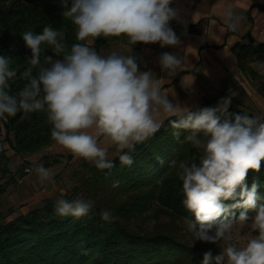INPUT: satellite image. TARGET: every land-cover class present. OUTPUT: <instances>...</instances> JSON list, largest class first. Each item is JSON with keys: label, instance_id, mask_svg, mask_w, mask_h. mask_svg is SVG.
Returning a JSON list of instances; mask_svg holds the SVG:
<instances>
[{"label": "clouds", "instance_id": "9594fccd", "mask_svg": "<svg viewBox=\"0 0 264 264\" xmlns=\"http://www.w3.org/2000/svg\"><path fill=\"white\" fill-rule=\"evenodd\" d=\"M173 2L61 0L62 15L75 25L78 42L69 48L65 33L51 27L40 34L25 31L22 38L31 50L30 66L21 73L27 82L15 95L9 93V81L17 77V71L10 67V56L0 55V119L21 112H44L52 140L75 158L104 170L113 168L114 163L102 145H114L122 153L120 162L131 166L134 160L124 150L132 151L151 138L162 127V116L176 117L171 126L189 130L185 139L203 149L198 163L181 162L177 173L182 181V203L194 216L186 218L187 229L194 241L228 242L214 257L211 251L204 253L202 264H264V203L259 202L258 180L253 179L250 186L247 182L250 172L259 173L264 167V122L229 112L231 96L221 98L215 107L197 111L181 107L162 94L151 71L139 70L134 56L117 52L101 56L88 43L123 35L131 45L159 43L162 48H179L181 40L169 22H184L180 9L171 6ZM241 19L231 8L225 11L224 23L229 30L236 31ZM42 44L49 45L54 54L45 55L43 63ZM184 59L165 52L159 64L173 77L182 69ZM33 69H38L36 75ZM199 134L207 139L202 140ZM5 147L0 144V151ZM36 172L41 184L52 181L51 170L43 165ZM91 207L83 200L59 199L55 211L60 216L81 218ZM250 211L255 212L253 217ZM101 218L107 223L116 219L108 210L101 212ZM250 219L258 235L241 247L231 243L234 224Z\"/></svg>", "mask_w": 264, "mask_h": 264}, {"label": "trees", "instance_id": "16d2710c", "mask_svg": "<svg viewBox=\"0 0 264 264\" xmlns=\"http://www.w3.org/2000/svg\"><path fill=\"white\" fill-rule=\"evenodd\" d=\"M63 11L61 0H0V55L10 56V67L17 71V77L9 81L11 95L17 94L27 82L21 77L30 66L28 59L31 57V50L22 38L25 31L40 34L45 27H51L65 33L69 48L78 42L76 27L70 18L62 15ZM88 43L100 55L114 43L132 47L143 44L131 45L123 35L99 37ZM41 47L43 63L45 55L54 54L49 45ZM233 51L240 70L256 82L258 93L264 98V77L252 67L256 60L264 61V44L249 41L236 45ZM37 71L33 69V75ZM204 107L207 106L200 108ZM228 110L244 114L234 107ZM175 119L165 120L151 138L137 144L134 150H124L134 160L131 166L120 162L122 153L111 160L114 163L111 169L81 166L83 172L77 174L78 184L63 199L90 203L88 215L81 218L60 216L55 211L56 202L45 200L40 209L0 223V264H202L204 253L211 251L214 257L213 248L192 247L173 233L162 232L160 227L142 231L133 226L150 214L155 220L161 216L171 221L194 219L182 203V181L177 173L181 162L198 163L203 149L185 139L189 130L171 126L170 121ZM199 138L207 139L202 134ZM54 143L44 112H21L15 117L0 119V144L6 145L0 151V180L10 175L9 152L20 159L21 166L6 184L23 178L32 164L28 159ZM65 158L70 160L72 156ZM63 159L62 156L42 157L38 163L49 169L61 164ZM253 179L259 182L258 194L262 197L259 202L264 203V167L259 173H249V186ZM3 186H0V194ZM104 210L116 217L114 222L102 220ZM239 211L236 210L237 215ZM250 215L255 212L250 211Z\"/></svg>", "mask_w": 264, "mask_h": 264}, {"label": "crops", "instance_id": "0c3cea01", "mask_svg": "<svg viewBox=\"0 0 264 264\" xmlns=\"http://www.w3.org/2000/svg\"><path fill=\"white\" fill-rule=\"evenodd\" d=\"M171 6L180 9L184 22H169L181 40L179 48H162L159 43L137 47L123 45L119 52L134 56L140 71H151L159 80L162 94L181 107L191 111L202 106L215 107L221 98L231 96L230 107L262 121L264 98L258 93L256 82L240 70L233 50L236 45L249 41L264 44V0H174ZM228 8L242 18L236 31L229 30L224 23ZM165 52L185 58L182 69L173 77L159 64V57ZM161 118L165 121L172 117ZM102 146L108 148L109 160L120 154L114 145ZM69 155L80 159L55 142L28 161L32 162L37 156L66 159Z\"/></svg>", "mask_w": 264, "mask_h": 264}, {"label": "rangeland", "instance_id": "374dc122", "mask_svg": "<svg viewBox=\"0 0 264 264\" xmlns=\"http://www.w3.org/2000/svg\"><path fill=\"white\" fill-rule=\"evenodd\" d=\"M122 43H114L103 50L101 56H107L112 52L118 54L122 51ZM253 69L262 77H264V61L256 60L252 64ZM10 175L0 180V186L4 187V191L0 194V223L10 222L17 219L21 215L28 213L31 210L40 209L45 200H52L57 202L59 199L70 195L72 189L78 184V173H82L81 167L83 164L94 166V163L84 159H70L62 160L61 164L56 167L49 168L53 174L51 182L41 184L38 178L36 169L40 164L38 163L42 157H35L32 160L31 166L27 167L26 174L23 178L12 180L6 184L10 176H14L16 169L21 166V161L18 157L10 153ZM18 159V160H17ZM150 214V213H149ZM254 215H250L253 217ZM135 228L142 229V231H151L153 227H160L162 232L173 233L176 238L182 242L187 243L192 247L197 248H213L215 256L218 255L226 247L228 242L223 240L218 241L216 244L194 241V237L188 231L185 221H171L164 216L155 220L151 214L137 221L134 225ZM234 239L231 243L236 244L238 247L244 246L247 241L258 235V231L252 229V220L244 223L237 222L233 227Z\"/></svg>", "mask_w": 264, "mask_h": 264}]
</instances>
